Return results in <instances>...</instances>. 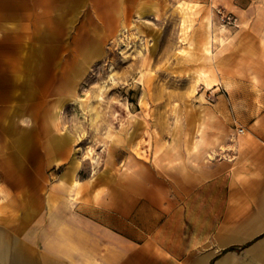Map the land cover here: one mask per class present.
Here are the masks:
<instances>
[{
	"label": "rangeland",
	"instance_id": "obj_1",
	"mask_svg": "<svg viewBox=\"0 0 264 264\" xmlns=\"http://www.w3.org/2000/svg\"><path fill=\"white\" fill-rule=\"evenodd\" d=\"M98 1L74 0L58 15L60 37L54 47V4L0 0V38L8 42L5 53L10 51V67L6 61L0 65V165L22 181L19 188L14 180L0 181V226L36 257L52 256L63 263L77 261L54 254V238L65 232L68 254L82 250L75 239L82 224L76 217L68 222L66 210L69 204L73 208L81 203L84 186L103 173L128 174L130 161L144 166L156 144L164 151L168 142L175 141L179 152L180 144L197 139L198 130L203 132L205 146L222 149L225 142L242 134L238 130L247 123L246 112H264V102L257 99L264 54L244 52L242 38L230 36L244 27L238 10L241 2ZM213 9L235 16L238 28L216 17L213 22ZM212 29L225 30L219 37L228 42L214 43L210 50L215 40ZM49 35L52 40L45 41ZM97 36L103 39L102 52L92 54L87 74L68 94L67 70L83 40ZM38 54L45 67L26 68L25 62ZM17 77L22 82L19 86ZM26 83H32L30 89ZM207 85L216 86L209 90ZM53 106L58 121L46 134ZM202 109H209L213 118ZM1 124L10 133L5 134ZM28 130L31 146L39 140L44 147L47 136L55 138L63 132L77 142L61 150L54 147L49 156L41 149L37 157L31 149L29 154L22 151L18 158L9 157L10 151L17 150L14 138ZM5 144L10 147L7 151H3ZM76 149L80 158L87 152L91 155L74 174L83 185L71 199L69 181L60 177ZM152 157L154 167L161 168L160 159L168 156L160 152L154 159L152 150Z\"/></svg>",
	"mask_w": 264,
	"mask_h": 264
},
{
	"label": "crops",
	"instance_id": "obj_2",
	"mask_svg": "<svg viewBox=\"0 0 264 264\" xmlns=\"http://www.w3.org/2000/svg\"><path fill=\"white\" fill-rule=\"evenodd\" d=\"M230 1L241 2L238 10L243 13L244 25L233 30L230 36L235 40L242 38L244 52L263 56L264 0ZM49 2L51 6L54 4L55 47L60 37L58 15L73 5L74 0ZM210 13L214 22L213 10ZM212 30L215 40L210 50L214 43L228 42L219 37L225 30ZM50 40L49 35L45 41ZM6 43L5 37L0 38V65L4 66L6 61L10 67V51L4 50ZM102 47L103 39L99 36L83 40L65 76L70 86L68 94L74 90L77 80L87 74L94 59L92 54L102 52ZM40 52L42 57L44 50ZM39 54L25 62V67H45ZM42 77L38 81L42 82ZM21 83L19 77L15 84ZM257 83L260 85L257 99L264 102V65L259 68ZM31 84L26 83L29 89ZM214 86L207 85L209 90ZM56 109L53 106L46 119L48 127L44 131L40 128L39 133L53 131L58 121ZM202 111L213 118L209 109ZM246 116L247 123L240 125L242 134L232 142H225L222 149L212 143L210 147L205 146L203 132L198 130L197 139L180 144L179 152L175 141L168 142L164 151L156 144L144 166L130 161L127 168L130 174L103 173L96 182L84 186L81 203L73 208L69 204L66 210L68 222L76 217L82 224V229L77 230L80 235L75 237L82 250L68 254L70 243L61 231L54 238L52 250L58 256L68 255L67 260L77 263H63L52 256L38 258L0 226V243L9 245L0 252V264H264V112H246ZM1 128L5 134L10 133L2 124ZM21 135L14 138L17 150L10 151L9 157L18 158L22 151L29 154L32 150L38 157L41 149L49 156L55 148L61 150L77 142L63 132L55 138L47 136L44 147L39 140L31 146L30 131ZM3 148L7 151L10 147L5 144ZM77 150H73L60 177V181H69L67 192L71 199L83 185L74 174L89 156L87 152L80 158ZM152 150L154 159L160 152L168 156L160 159L161 168L154 167ZM60 164L57 161V166ZM9 179L16 181L19 188L21 178L11 175L6 165H0V181Z\"/></svg>",
	"mask_w": 264,
	"mask_h": 264
},
{
	"label": "built area",
	"instance_id": "obj_3",
	"mask_svg": "<svg viewBox=\"0 0 264 264\" xmlns=\"http://www.w3.org/2000/svg\"><path fill=\"white\" fill-rule=\"evenodd\" d=\"M213 11L219 22L226 24L227 26H230L231 28L237 27V20L235 16H233L232 14H227L225 12H222L219 9H213Z\"/></svg>",
	"mask_w": 264,
	"mask_h": 264
},
{
	"label": "bare ground",
	"instance_id": "obj_4",
	"mask_svg": "<svg viewBox=\"0 0 264 264\" xmlns=\"http://www.w3.org/2000/svg\"><path fill=\"white\" fill-rule=\"evenodd\" d=\"M213 14H214V17H216L215 16V13H214V11H213ZM223 28H226V27H223ZM239 133H242V130H239ZM89 155H91V154H89ZM87 158V157H86ZM4 248H9V245L8 244H3V243H0V252H2V250L4 249ZM15 250V249H14Z\"/></svg>",
	"mask_w": 264,
	"mask_h": 264
}]
</instances>
